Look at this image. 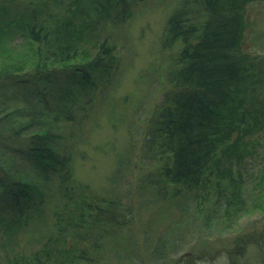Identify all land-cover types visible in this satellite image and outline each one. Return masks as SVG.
Instances as JSON below:
<instances>
[{
    "label": "trees",
    "instance_id": "1",
    "mask_svg": "<svg viewBox=\"0 0 264 264\" xmlns=\"http://www.w3.org/2000/svg\"><path fill=\"white\" fill-rule=\"evenodd\" d=\"M251 1L179 0L160 36L168 86L143 136L160 161L159 177L149 181L156 199L184 202L206 229L241 225L253 210L264 215V53L242 49ZM38 2L0 22V41L14 25L27 44L0 69V249L49 211L42 245L7 253V264H111L106 244L122 235L128 209L77 179L71 163L95 91L115 78L114 33L131 14L130 0ZM259 219L258 230H235L229 247H217L229 264H241L236 256L249 243L264 264Z\"/></svg>",
    "mask_w": 264,
    "mask_h": 264
},
{
    "label": "rangeland",
    "instance_id": "2",
    "mask_svg": "<svg viewBox=\"0 0 264 264\" xmlns=\"http://www.w3.org/2000/svg\"><path fill=\"white\" fill-rule=\"evenodd\" d=\"M26 1L41 2L0 0V22L26 15ZM178 1L130 0L131 14L114 33L118 46L115 78L98 86L88 112L90 118L74 144L77 156L71 163L73 175L96 192L117 199L130 215L122 235L106 244L111 264H185L189 255L193 264H229L230 257L217 247H229L235 230H258L259 217L264 220L261 210H253L240 219L241 225L219 231L206 229L184 202L169 206L167 201L156 199L157 189L149 180L159 177L160 161L146 150L143 136L149 116L168 86L164 79L168 52L161 49L160 36L167 15ZM246 15L248 28L242 49L250 54L264 53V0L248 3ZM9 28L8 39L0 41V69L13 66L21 47L27 49V44L20 45L25 39L22 29L14 25ZM2 44L8 47L9 58ZM125 95L128 105L113 103ZM50 213L47 211L43 220L37 219L7 240L5 248L0 249V264H7V253L18 256L42 245L48 234L42 231L51 220ZM160 244L164 257L153 255ZM209 253L215 255L210 257ZM260 255L259 248L249 243L236 257L241 264H260Z\"/></svg>",
    "mask_w": 264,
    "mask_h": 264
}]
</instances>
